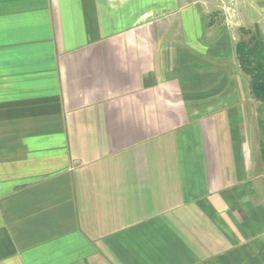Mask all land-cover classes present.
Listing matches in <instances>:
<instances>
[{
    "label": "crops",
    "instance_id": "0c3cea01",
    "mask_svg": "<svg viewBox=\"0 0 264 264\" xmlns=\"http://www.w3.org/2000/svg\"><path fill=\"white\" fill-rule=\"evenodd\" d=\"M264 0H0V264H264Z\"/></svg>",
    "mask_w": 264,
    "mask_h": 264
},
{
    "label": "trees",
    "instance_id": "16d2710c",
    "mask_svg": "<svg viewBox=\"0 0 264 264\" xmlns=\"http://www.w3.org/2000/svg\"><path fill=\"white\" fill-rule=\"evenodd\" d=\"M239 52L242 67L251 76L252 96L264 102V41L251 36L249 42L240 43Z\"/></svg>",
    "mask_w": 264,
    "mask_h": 264
},
{
    "label": "rangeland",
    "instance_id": "374dc122",
    "mask_svg": "<svg viewBox=\"0 0 264 264\" xmlns=\"http://www.w3.org/2000/svg\"><path fill=\"white\" fill-rule=\"evenodd\" d=\"M240 36H242V38H245V41L250 40L251 36L254 37H260L261 40L264 41V31L262 28H260V26H252V27H244L240 29V31L238 32ZM253 67V66H252ZM262 173H264V171H261Z\"/></svg>",
    "mask_w": 264,
    "mask_h": 264
}]
</instances>
